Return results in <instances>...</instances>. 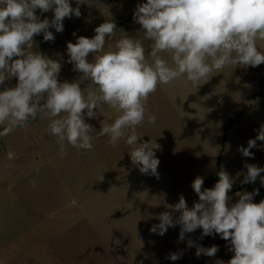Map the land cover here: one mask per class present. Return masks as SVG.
<instances>
[{"label": "rangeland", "instance_id": "rangeland-1", "mask_svg": "<svg viewBox=\"0 0 264 264\" xmlns=\"http://www.w3.org/2000/svg\"><path fill=\"white\" fill-rule=\"evenodd\" d=\"M69 2L79 7L80 17L65 18L63 32L50 28L54 41L45 42L41 33L33 43L34 52L54 60L62 57L59 82H75L82 75L67 62V42L75 43L80 36L93 38L94 29L108 20L117 25L116 38L126 33L140 39L146 53L150 51L151 42L143 38L141 25L133 19L136 5L147 0H98L91 6ZM36 14L41 20L54 18L52 10L37 9ZM112 42L108 39L106 51ZM257 48L264 52V41H257ZM93 59L89 54V62ZM263 81L261 64L226 67L197 88L183 78L171 86L159 85L148 99L156 122L145 121L137 127L142 136L138 143L160 145L154 149L160 161L158 176L142 174L137 164L130 172L111 171V150L121 159L126 149L127 161L132 160L124 140L113 147L107 136L94 138L91 150L69 145L61 157L56 137L48 130L49 121L39 114L26 127L0 136V264H216L218 260L228 264L234 253L230 241L219 234L201 238L202 229H197L178 242L180 225L170 227L163 236L150 229L160 223L161 213L172 211L169 206L178 203L180 195L189 208L199 201L192 188L197 176L204 179L202 190L214 187L219 156L220 171L234 180L229 206L239 200L238 192L259 189L253 202L264 200L260 180L264 172L254 183H241L247 173L245 164L264 168V141L257 140V147L250 150L252 157L238 151L264 125V96L248 97ZM17 83L12 77L0 85V91ZM90 83L82 82L81 88ZM94 111L95 118L85 116L94 133L101 130L103 120L111 123L116 118L109 105ZM10 151L13 159L8 158ZM189 238L196 245H216L219 250L212 257H197L196 247H187ZM179 251H183L180 259L166 258Z\"/></svg>", "mask_w": 264, "mask_h": 264}, {"label": "clouds", "instance_id": "clouds-1", "mask_svg": "<svg viewBox=\"0 0 264 264\" xmlns=\"http://www.w3.org/2000/svg\"><path fill=\"white\" fill-rule=\"evenodd\" d=\"M77 5L98 0H76ZM52 10L54 18L41 20L36 14ZM80 17L79 7L73 8L69 0H0V85L16 77L14 87L0 91V136L26 127L30 119L39 114L49 121L48 130L56 137L61 157L67 146L77 150H91L93 139L107 136L108 144L115 147L124 140L130 147L134 164L142 174L158 176L159 159L155 141L138 143L142 136L137 127L147 121L156 122L148 108L149 96L159 85L171 86L183 78L194 87L206 82L213 73L229 66L257 67L264 64V52L257 41H264V0H147L137 4L133 19L141 25L143 38L150 41L146 53L140 39L123 33L117 37V25L108 20L94 29L93 38L80 36L75 43L67 42L68 63L81 73L78 81L59 82L62 57L51 59L33 51L34 36L43 33L45 42L54 41V28L63 32V21ZM75 35V33H73ZM113 42L105 45L108 39ZM89 54L94 59L89 62ZM167 54L170 59H166ZM15 58V59H14ZM90 81L86 89L81 83ZM104 105H109L116 118L103 120L101 130L85 122V116L95 118ZM264 141V125L247 147L239 146L244 157ZM13 159L14 153L8 152ZM247 173L242 184L254 183L264 168L245 164ZM211 189L202 190L204 179L197 176L192 188L199 201L189 208L185 197L170 205L172 211L159 215V224L150 232L163 236L170 227L180 225L178 242L188 233L202 229L201 238L219 234L230 241L234 253L228 264H264V200L254 203L253 192H238L239 200L229 206V195L234 180L226 171ZM264 185V177H260ZM179 216L174 217V213ZM187 247H196L195 255L215 256L216 245L205 248L189 238ZM183 251L170 253L166 258L176 261ZM216 264H224L216 261Z\"/></svg>", "mask_w": 264, "mask_h": 264}, {"label": "crops", "instance_id": "crops-1", "mask_svg": "<svg viewBox=\"0 0 264 264\" xmlns=\"http://www.w3.org/2000/svg\"><path fill=\"white\" fill-rule=\"evenodd\" d=\"M260 96H264V81L260 83L259 89L253 93L252 95H249V98H255L258 99ZM116 151L111 150L110 151V169L111 171H122L123 173L125 172H130L134 169V166H137L133 164L132 162L127 161V151L126 149L123 151V155L121 156V159H119L117 156ZM119 161V162H118ZM119 167V168H118ZM122 182V181H121ZM121 184V183H120ZM114 195H111V200ZM113 201V200H112Z\"/></svg>", "mask_w": 264, "mask_h": 264}, {"label": "trees", "instance_id": "trees-1", "mask_svg": "<svg viewBox=\"0 0 264 264\" xmlns=\"http://www.w3.org/2000/svg\"><path fill=\"white\" fill-rule=\"evenodd\" d=\"M220 163H221V156H219L218 157V160H217V170H218V173L220 172ZM218 173H217L216 179L219 177L218 176Z\"/></svg>", "mask_w": 264, "mask_h": 264}]
</instances>
